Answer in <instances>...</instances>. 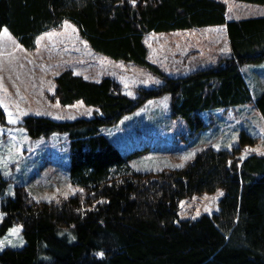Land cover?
I'll list each match as a JSON object with an SVG mask.
<instances>
[{"label": "trees", "instance_id": "16d2710c", "mask_svg": "<svg viewBox=\"0 0 264 264\" xmlns=\"http://www.w3.org/2000/svg\"><path fill=\"white\" fill-rule=\"evenodd\" d=\"M226 14L222 0H0V30L23 47L69 20L94 52L162 81L132 97L107 75L91 80L68 69L54 77L53 97L62 105L81 100L92 115H27L21 125L33 139L66 134L68 178L79 190L46 202L16 184L8 195L0 173V235L17 225L24 239L0 249V264H264V154L240 153L254 136L241 131L231 148H207L181 167L155 172L129 163L145 148L122 153L101 131L164 94L170 115L183 118L191 133L209 125L202 112L213 108L252 103L264 122V91L252 94L242 69L264 61V15ZM212 25L224 26L229 44L215 65L170 76L148 59L146 34ZM217 189L216 212L178 218L182 198Z\"/></svg>", "mask_w": 264, "mask_h": 264}, {"label": "rangeland", "instance_id": "374dc122", "mask_svg": "<svg viewBox=\"0 0 264 264\" xmlns=\"http://www.w3.org/2000/svg\"><path fill=\"white\" fill-rule=\"evenodd\" d=\"M222 1L226 3L227 19L264 15V4ZM144 42L148 59L170 76L215 65L229 52L223 25L150 32ZM68 69L91 80L110 76L132 97L139 88L156 87L162 82L146 68L94 52L69 20L41 32L33 48L23 47L3 27L0 30V109L4 123L0 120V173L9 180L8 195H13L16 184H24L34 200L46 202L79 190L68 178L66 134L53 132L33 139L21 125L27 115L54 120L92 115L93 107L81 100L62 105L53 97L54 77ZM242 69L252 94L263 92L264 61L245 64ZM168 101L167 94L150 97L115 124L101 127L102 133L122 153L146 149L129 161L134 169L156 172L181 167L178 165H185L197 152L207 148H231L237 144L241 131L256 140L252 145L243 146L240 155L264 154V122L252 103L206 110L202 116L209 125L191 133L183 118L170 115ZM221 195L222 190L217 189L182 198L178 203V218L194 219L216 212ZM13 228H19L18 233L10 234ZM10 229L0 235L3 241L0 249L24 244L21 227L16 225Z\"/></svg>", "mask_w": 264, "mask_h": 264}, {"label": "snow or ice", "instance_id": "6c2138e0", "mask_svg": "<svg viewBox=\"0 0 264 264\" xmlns=\"http://www.w3.org/2000/svg\"><path fill=\"white\" fill-rule=\"evenodd\" d=\"M131 2H134V0H131ZM10 122H12L11 119H10ZM187 158L188 157H185V159ZM178 166H182V165H178ZM18 231H19V228H13L9 230L10 234L18 233ZM0 243H3V241H0ZM98 255H103V253H98Z\"/></svg>", "mask_w": 264, "mask_h": 264}, {"label": "crops", "instance_id": "0c3cea01", "mask_svg": "<svg viewBox=\"0 0 264 264\" xmlns=\"http://www.w3.org/2000/svg\"><path fill=\"white\" fill-rule=\"evenodd\" d=\"M251 88V87H250Z\"/></svg>", "mask_w": 264, "mask_h": 264}]
</instances>
